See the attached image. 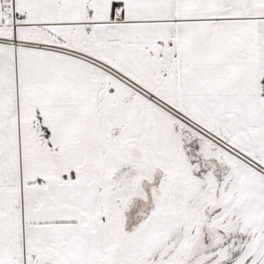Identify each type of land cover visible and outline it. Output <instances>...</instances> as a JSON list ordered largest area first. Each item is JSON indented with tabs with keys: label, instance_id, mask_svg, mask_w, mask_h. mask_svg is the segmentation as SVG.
Returning <instances> with one entry per match:
<instances>
[{
	"label": "snow or ice",
	"instance_id": "snow-or-ice-1",
	"mask_svg": "<svg viewBox=\"0 0 264 264\" xmlns=\"http://www.w3.org/2000/svg\"><path fill=\"white\" fill-rule=\"evenodd\" d=\"M0 264H264V0H0Z\"/></svg>",
	"mask_w": 264,
	"mask_h": 264
}]
</instances>
